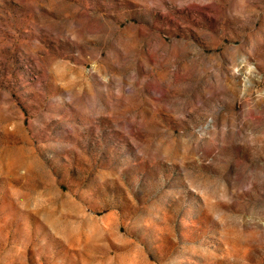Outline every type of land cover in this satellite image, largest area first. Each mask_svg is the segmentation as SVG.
<instances>
[{"label": "rangeland", "instance_id": "374dc122", "mask_svg": "<svg viewBox=\"0 0 264 264\" xmlns=\"http://www.w3.org/2000/svg\"><path fill=\"white\" fill-rule=\"evenodd\" d=\"M0 264H264V0H0Z\"/></svg>", "mask_w": 264, "mask_h": 264}]
</instances>
